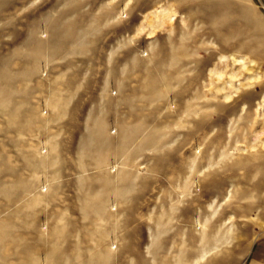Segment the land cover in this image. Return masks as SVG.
<instances>
[{"label": "rangeland", "instance_id": "rangeland-1", "mask_svg": "<svg viewBox=\"0 0 264 264\" xmlns=\"http://www.w3.org/2000/svg\"><path fill=\"white\" fill-rule=\"evenodd\" d=\"M0 264H264V0H0Z\"/></svg>", "mask_w": 264, "mask_h": 264}, {"label": "bare ground", "instance_id": "bare-ground-1", "mask_svg": "<svg viewBox=\"0 0 264 264\" xmlns=\"http://www.w3.org/2000/svg\"><path fill=\"white\" fill-rule=\"evenodd\" d=\"M166 10H167V13H168L169 9H166ZM160 12L164 14L165 10H160ZM160 12H159L158 10H157V11L154 10L152 13H153V14H158V13H160ZM167 13H166V15H167ZM164 15H165V14H164ZM237 60L240 61V60H242V59H234V62L237 61Z\"/></svg>", "mask_w": 264, "mask_h": 264}]
</instances>
